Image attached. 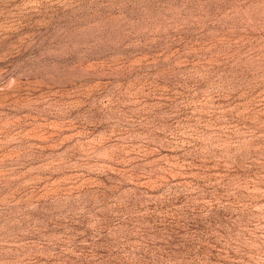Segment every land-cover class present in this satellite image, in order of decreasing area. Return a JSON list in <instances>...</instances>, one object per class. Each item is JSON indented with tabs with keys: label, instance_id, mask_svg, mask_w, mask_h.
Returning <instances> with one entry per match:
<instances>
[{
	"label": "rangeland",
	"instance_id": "1",
	"mask_svg": "<svg viewBox=\"0 0 264 264\" xmlns=\"http://www.w3.org/2000/svg\"><path fill=\"white\" fill-rule=\"evenodd\" d=\"M0 264H264V0H0Z\"/></svg>",
	"mask_w": 264,
	"mask_h": 264
}]
</instances>
